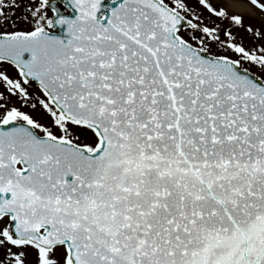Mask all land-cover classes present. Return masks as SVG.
I'll use <instances>...</instances> for the list:
<instances>
[{
  "label": "snow or ice",
  "instance_id": "obj_1",
  "mask_svg": "<svg viewBox=\"0 0 264 264\" xmlns=\"http://www.w3.org/2000/svg\"><path fill=\"white\" fill-rule=\"evenodd\" d=\"M111 4L0 0V264H264V0Z\"/></svg>",
  "mask_w": 264,
  "mask_h": 264
},
{
  "label": "flooded vegetation",
  "instance_id": "obj_2",
  "mask_svg": "<svg viewBox=\"0 0 264 264\" xmlns=\"http://www.w3.org/2000/svg\"><path fill=\"white\" fill-rule=\"evenodd\" d=\"M107 3H108V4L111 3V0H107ZM14 19H15L16 23H20V18H19V16L15 17ZM21 26H22V25H21Z\"/></svg>",
  "mask_w": 264,
  "mask_h": 264
},
{
  "label": "water",
  "instance_id": "obj_3",
  "mask_svg": "<svg viewBox=\"0 0 264 264\" xmlns=\"http://www.w3.org/2000/svg\"><path fill=\"white\" fill-rule=\"evenodd\" d=\"M104 4L106 5L105 7H107V6L110 5L111 3L108 4V3L104 0ZM111 6H112V7H115L116 5L111 4Z\"/></svg>",
  "mask_w": 264,
  "mask_h": 264
}]
</instances>
